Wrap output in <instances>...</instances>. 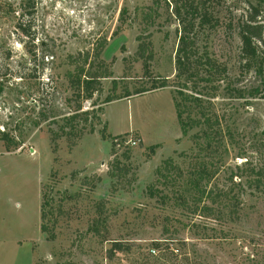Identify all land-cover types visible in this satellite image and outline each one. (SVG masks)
I'll use <instances>...</instances> for the list:
<instances>
[{
    "label": "rangeland",
    "instance_id": "374dc122",
    "mask_svg": "<svg viewBox=\"0 0 264 264\" xmlns=\"http://www.w3.org/2000/svg\"><path fill=\"white\" fill-rule=\"evenodd\" d=\"M252 5L264 23V0H0V131L23 141L7 151L0 139V189L18 211L42 207L36 264H264V178L252 175L264 162V74L243 70L237 26ZM23 14L30 36L17 29ZM190 22L193 59L209 55L227 70L189 83L224 138L199 156L213 172L206 194L183 206L185 176L163 162L186 171L199 152V128L183 134L175 107L176 51ZM80 66L110 72L91 99L70 86ZM142 87L151 90L136 94ZM79 104L100 111L77 121L71 142L58 126ZM116 241L123 249L110 253Z\"/></svg>",
    "mask_w": 264,
    "mask_h": 264
},
{
    "label": "trees",
    "instance_id": "16d2710c",
    "mask_svg": "<svg viewBox=\"0 0 264 264\" xmlns=\"http://www.w3.org/2000/svg\"><path fill=\"white\" fill-rule=\"evenodd\" d=\"M253 11L251 12L249 9L247 13L243 14L238 21V33L241 40V60L240 63L243 67V70H249L252 67H255L259 70L260 74H264V23L261 18V12L258 7L251 6ZM125 9L122 11V14L125 13ZM176 13L181 15L179 10H176ZM28 14L32 15V10L28 11ZM17 22V29L24 35L30 36L31 32H29L30 25H25L23 16ZM123 16V15H122ZM207 22L206 16H203L200 20V25L203 26ZM194 27V22H190L188 26H184L181 29V35L179 37V47L176 51V80L178 83L182 85L177 90V96L175 97V107L177 112V118L179 120L181 131L183 134H187L192 127L199 128V134L196 136L199 140L196 142L198 145V154H195V158L186 171L177 166L172 158L166 159L164 163V169L168 171L178 170L180 176L184 177V189L179 192L176 196V201L179 205H189V199L187 196L197 197L202 200V197L206 194L207 184L210 182L213 172L210 171L208 161L205 157L201 159L200 153L206 152L208 157L213 156V152L216 151L214 145L221 141L224 138V133L221 131L222 128L218 131L214 124L219 122L218 117L206 113L205 112V98L203 93L198 92L196 86L191 88L189 87V83L199 84L205 83L209 84L214 79L223 80L224 72L227 70L226 68L219 66L215 60H213L209 55L204 56L203 58H197V60L193 59L194 52L192 51L194 42L192 41L191 31ZM140 51H142V55L144 56L147 53L148 48L141 44ZM150 58V53L146 56V60ZM87 62V58L85 59V63ZM146 68H148V62H144ZM105 73L108 75H100L93 76L89 74V70L85 68V66L78 67L75 72L69 71L67 73V77L70 83L71 88L75 89V93L78 97L91 99L97 91L95 84L101 77L110 76V72H107V69H104ZM242 71V68H240ZM167 82L160 81L159 87H165ZM155 88V87H154ZM151 88H137L135 90L136 94H142L147 91H150ZM191 90V91H189ZM234 92L236 95H244V90L242 88H234ZM258 91H256L257 93ZM130 93L127 91L123 96H119L117 98L129 97ZM115 98L108 97L105 102L109 103L113 101ZM33 106L35 104L33 103ZM82 110V105L79 104L73 113L66 115L62 119V124H59V130L61 131V135L67 136L69 140L72 142V132L73 130H77L75 128L77 125V121H88V115L93 111L98 112V110ZM47 116L40 114V120L46 119ZM40 120L36 119L33 121L35 126H39ZM99 120V119H98ZM92 131L94 128L91 129ZM107 130V129H106ZM81 130H77L74 133L75 137L81 136ZM107 131H103L104 137H110ZM59 135L53 134V142L57 140ZM120 134L112 136L113 141L120 139ZM0 139L4 142L5 148L7 151H11V149H17L23 144V141L11 136V134L5 130L0 131ZM220 139V140H219ZM75 140V139H74ZM73 140V141H74ZM74 144V142L72 143ZM117 144V142H115ZM126 158L129 159L130 152L126 151L123 153ZM248 160L244 162V165H248ZM161 168L158 169V172L161 173ZM185 174V175H184ZM252 175H255L253 181L259 183L262 178H264V162L261 163L260 168H252ZM167 178L166 175H164ZM234 178V177H233ZM231 178V179H233ZM163 198L167 196H162ZM187 197V199H186ZM195 199V198H193ZM208 208V207H207ZM44 213L42 212V222H41V230L43 233L46 232L47 228L44 225ZM123 249L120 242H113L112 248L109 250L110 253L113 251H121ZM111 257V256H110Z\"/></svg>",
    "mask_w": 264,
    "mask_h": 264
},
{
    "label": "crops",
    "instance_id": "0c3cea01",
    "mask_svg": "<svg viewBox=\"0 0 264 264\" xmlns=\"http://www.w3.org/2000/svg\"><path fill=\"white\" fill-rule=\"evenodd\" d=\"M15 206L12 197L0 189V264H36L39 240L44 235L42 207L34 203L29 212L28 209L18 211Z\"/></svg>",
    "mask_w": 264,
    "mask_h": 264
},
{
    "label": "built area",
    "instance_id": "2783aa9c",
    "mask_svg": "<svg viewBox=\"0 0 264 264\" xmlns=\"http://www.w3.org/2000/svg\"><path fill=\"white\" fill-rule=\"evenodd\" d=\"M116 141H118V140H116ZM134 143V142H133Z\"/></svg>",
    "mask_w": 264,
    "mask_h": 264
}]
</instances>
